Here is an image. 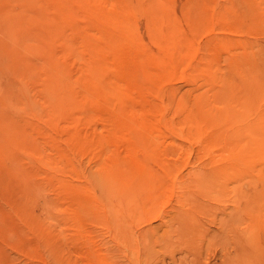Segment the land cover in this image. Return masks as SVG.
Returning a JSON list of instances; mask_svg holds the SVG:
<instances>
[{
	"label": "rangeland",
	"instance_id": "rangeland-1",
	"mask_svg": "<svg viewBox=\"0 0 264 264\" xmlns=\"http://www.w3.org/2000/svg\"><path fill=\"white\" fill-rule=\"evenodd\" d=\"M262 224L264 0H0V264H255Z\"/></svg>",
	"mask_w": 264,
	"mask_h": 264
},
{
	"label": "bare ground",
	"instance_id": "bare-ground-1",
	"mask_svg": "<svg viewBox=\"0 0 264 264\" xmlns=\"http://www.w3.org/2000/svg\"><path fill=\"white\" fill-rule=\"evenodd\" d=\"M222 223H220V225H221ZM229 224V223H228ZM252 225H248V227L246 228V230L247 231H249L250 232V229H252L253 230V228H254V230H255V228L257 227V229L259 230V232H261V228L259 227V225L257 226V224L256 223H251ZM224 225H226V224H224ZM223 228L225 227V226H222ZM221 227V228H222ZM235 227V226H234ZM259 227V228H258ZM262 230L264 231V226H263V224H262ZM237 228V227H236ZM236 228H234L235 230H236ZM245 228V227H244ZM256 229V231H258ZM245 230V229H244ZM228 231V230H227ZM256 231L254 232V233H256ZM229 233V232H228ZM236 234H235V236H234V239L232 240L233 241V245L231 244V240L229 241L230 242V244L232 245V250H233V253L236 255V259H234V257L235 256H232V258L233 259H230V260H232L231 262H232V264H244V262H246L247 263V260L245 261V260H241L239 257L241 256V258L244 256V254L245 253H247V254H251V255H253L252 253H253V251L251 252L250 250H254V248H255V245L256 244H254V242H253V244L254 245H252L254 248L252 249L251 247H250V245H251V243H250V236L248 237L249 238V240H247V239H244V236L246 235V233H244L243 231H239V232H235ZM251 234V237H252V235H255V234ZM262 233V232H261ZM206 234V233H205ZM205 234H204V237H205ZM248 234V233H247ZM257 234H258V232H257ZM225 234H223V236H224ZM231 235V234H230ZM226 236V235H225ZM259 236H261L260 235V233H259ZM262 236H263V234H262ZM181 238L183 237V236H180ZM200 237V236H199ZM198 237V238H199ZM204 237H203V239H204ZM195 239H196V236L194 237ZM206 238V237H205ZM227 238V237H226ZM255 239H256V237H254ZM261 238V237H260ZM180 239V238H179ZM201 239V238H200ZM199 239V240H200ZM221 239V238H220ZM262 239H264L263 237H262ZM261 239V240H262ZM205 240V239H204ZM228 240V239H227ZM208 241V240H207ZM221 241V240H220ZM224 241V240H223ZM256 241V243H257V240H255ZM200 242V241H199ZM211 242V241H210ZM210 242H209V244H210ZM201 243H203V242H201ZM259 243V242H258ZM257 243V244H258ZM199 244V243H198ZM225 244V243H224ZM229 244V243H228ZM201 245H203V244H201ZM260 245H263V247H264V243L262 242V244H260L259 243V246ZM226 246V245H225ZM230 246V245H229ZM259 246H258V248H259ZM201 247V246H200ZM231 247V246H230ZM245 247L247 248V250H245ZM250 247V248H249ZM257 247V246H256ZM260 248H262L261 246H260ZM227 249V248H226ZM228 249H229V247H228ZM231 249V248H230ZM221 250H224V248L223 249H221ZM264 250V249H263ZM262 250V251H263ZM247 251V252H246ZM120 253V252H119ZM125 253V252H124ZM232 253V252H231ZM201 254V253H200ZM221 253H219V257L221 256L220 255ZM224 254H229V253H223L222 254V256H225ZM246 254V255H247ZM256 254H257V260L255 261V264H264V253H260V252H256ZM131 255V254H130ZM172 255V254H171ZM245 255V256H246ZM217 256V255H216ZM255 256V255H254ZM253 256V257H254ZM131 257V256H130ZM172 257V256H171ZM251 257V256H250ZM193 258V257H192ZM196 258V257H195ZM200 258V257H199ZM246 258V257H245ZM194 259V258H193ZM190 260V259H189ZM200 260V261H199ZM199 260H193V264L195 263V264H202V263H204L203 261H202V259H199ZM234 260H237V261H234ZM254 260V259H253ZM227 261V260H226ZM244 261V262H243ZM118 262V261H117ZM134 262V261H133ZM135 263V262H134ZM182 263V262H181ZM180 263V264H181ZM210 263V262H209ZM208 263V264H209ZM252 263V262H251ZM121 264V263H120ZM145 264V263H144ZM211 264H212V262H211ZM228 264V263H227Z\"/></svg>",
	"mask_w": 264,
	"mask_h": 264
}]
</instances>
